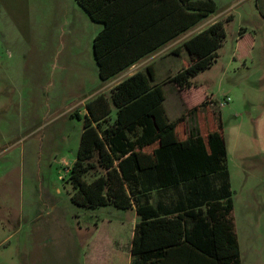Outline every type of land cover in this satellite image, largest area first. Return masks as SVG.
I'll use <instances>...</instances> for the list:
<instances>
[{
  "label": "rangeland",
  "instance_id": "1",
  "mask_svg": "<svg viewBox=\"0 0 264 264\" xmlns=\"http://www.w3.org/2000/svg\"><path fill=\"white\" fill-rule=\"evenodd\" d=\"M214 2L208 19L230 18L225 39L212 65L191 79L195 86L180 99L169 94L167 105L185 118L179 131L189 122L206 129L221 121L242 264H264V0ZM81 12L74 0H0V264H110L108 232L133 216L70 200L84 105L100 92L92 27ZM186 60L187 53L158 59L153 81ZM102 172L97 166L84 176ZM131 231L114 238L117 251Z\"/></svg>",
  "mask_w": 264,
  "mask_h": 264
},
{
  "label": "trees",
  "instance_id": "2",
  "mask_svg": "<svg viewBox=\"0 0 264 264\" xmlns=\"http://www.w3.org/2000/svg\"><path fill=\"white\" fill-rule=\"evenodd\" d=\"M76 1L103 23L92 41L102 82L216 10L214 0ZM229 20H216L172 51L183 48L188 55L169 78L179 93L193 88L191 79L212 65ZM154 76L148 65L122 79L109 95L86 102L69 174L70 200L92 209L135 206L139 220L130 264H241L221 121L206 129L194 121L179 131L185 118L170 120L163 87L151 83ZM97 166L103 172L87 180L84 175ZM167 188L176 191L171 203H150L151 191Z\"/></svg>",
  "mask_w": 264,
  "mask_h": 264
},
{
  "label": "crops",
  "instance_id": "3",
  "mask_svg": "<svg viewBox=\"0 0 264 264\" xmlns=\"http://www.w3.org/2000/svg\"><path fill=\"white\" fill-rule=\"evenodd\" d=\"M74 3L76 4V6L79 7L81 12L82 17L86 20L87 24H90L92 27V32H93V39L94 37L103 29V23L99 22V21H94L92 20L89 15L87 14V12L77 3L76 0H74ZM213 14V13H212ZM211 15V14H210ZM208 15L207 17L203 18L202 20L198 21L196 24H194L193 26H191L190 28H188L187 30L181 32L180 34H178L176 37L170 39L169 41H167L166 43H164L163 45L159 46L158 48H156L155 50L147 53L146 55H144L143 57H141L140 59H138L137 61H135L133 64H131L130 66L124 68L123 70L119 71L116 75H114L112 78L113 79L115 77H120L125 75L122 79H124L125 77L131 75L132 73L136 72V71H145L146 67L148 65H152L153 69L156 73V64H157V60L162 58V57H177V58H181L183 57L184 53H187L185 49H179L178 53H173L172 51L174 49H176L177 47H180L182 45L183 42L187 41L190 37H192L193 35H195L196 33L202 31L203 29H205L206 27H208L210 24H212L215 21H210L208 19V17L210 16ZM218 20V19H217ZM93 41V40H92ZM93 53V52H92ZM93 61L95 63V73L98 75V66L95 62L94 56H93ZM171 76H173L172 74L167 76V79H165L162 82H154L153 80L151 81L152 84H161V86L163 87L164 90V94H165V99H164V106L166 108L167 114L170 118V120H174L177 118V116L172 115L171 111L169 110V107L167 105V100H168V96L169 94H173L174 98H179V92L177 90V87L175 86V84L169 79ZM122 79H120L118 82H116L115 84L111 85L110 87L107 88L108 84L103 85L102 81H100L98 84L96 85V89H98L100 92L97 94H103L105 95L109 90L111 91V89L117 84L119 83ZM167 85L169 88H167ZM93 93V92H92ZM96 94V95H97ZM94 95V96H96ZM94 96L89 97V99H87L86 102H88L90 99H92ZM180 99V98H179ZM85 102V104H86ZM182 103V102H181ZM182 108L184 106V104H181ZM84 115L86 114V109H85V105H84ZM115 111V110H114ZM190 125H192L189 122ZM188 124V125H189ZM230 181V189L232 190V185H231V180ZM175 190V189H174ZM171 188H167L164 192L162 190L160 191H151L148 195H149V201L151 204H153L154 206H156L157 204L159 205H165L168 203H171V200L175 199L176 196V191H174ZM182 191H184V188H181ZM232 204H233V217L235 218V231L237 232V221H236V216H235V202L234 199L232 197ZM105 206H113V205H105ZM105 206H100V207H105ZM114 207V206H113ZM116 208V207H115ZM120 209V208H117ZM262 209V204H260V206L256 207L257 211H261ZM121 210H130L133 213V216L129 218V223L124 224L122 226H120L121 228H116L117 233H114V231L109 230L108 232V239L107 240V244L110 246V250L108 251L106 257L109 260L110 264H118L119 261L122 260V257L125 258L126 264H130L131 262V241H132V237L134 234V227L135 224L138 222L139 217L136 214V210H135V206L133 205L132 208L129 209H121ZM254 210V205L251 203V200H248V202H246L245 205V212L246 214L250 213L252 214ZM130 228L131 231V235H130V243L126 244L123 248V251H117V249L120 247L114 240L117 239L119 240L120 236H122V234L124 233L125 228ZM111 228V227H110ZM113 229V228H111ZM237 235V233H236ZM112 239V241L110 239ZM238 239V237H237ZM239 244V241H238ZM239 251H240V260H241V264H242V258H241V248H240V244H239ZM121 254V255H120ZM122 256V257H121ZM108 263V261H106Z\"/></svg>",
  "mask_w": 264,
  "mask_h": 264
},
{
  "label": "built area",
  "instance_id": "4",
  "mask_svg": "<svg viewBox=\"0 0 264 264\" xmlns=\"http://www.w3.org/2000/svg\"><path fill=\"white\" fill-rule=\"evenodd\" d=\"M226 100L228 101L229 100V97H227Z\"/></svg>",
  "mask_w": 264,
  "mask_h": 264
}]
</instances>
